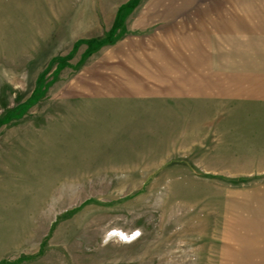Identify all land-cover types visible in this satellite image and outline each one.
<instances>
[{
  "label": "rangeland",
  "instance_id": "rangeland-1",
  "mask_svg": "<svg viewBox=\"0 0 264 264\" xmlns=\"http://www.w3.org/2000/svg\"><path fill=\"white\" fill-rule=\"evenodd\" d=\"M0 264H264V0H0Z\"/></svg>",
  "mask_w": 264,
  "mask_h": 264
},
{
  "label": "trees",
  "instance_id": "trees-1",
  "mask_svg": "<svg viewBox=\"0 0 264 264\" xmlns=\"http://www.w3.org/2000/svg\"><path fill=\"white\" fill-rule=\"evenodd\" d=\"M112 42V38L110 36H108L107 38L101 40V41H97V40H90L87 42L88 47L90 49V52L97 50L100 46H102L105 43H111Z\"/></svg>",
  "mask_w": 264,
  "mask_h": 264
},
{
  "label": "bare ground",
  "instance_id": "bare-ground-1",
  "mask_svg": "<svg viewBox=\"0 0 264 264\" xmlns=\"http://www.w3.org/2000/svg\"><path fill=\"white\" fill-rule=\"evenodd\" d=\"M113 234L115 236H118L120 238V240L125 242V243L134 241L136 239V235H137V234L133 235V233L127 234L123 231H118V230H114Z\"/></svg>",
  "mask_w": 264,
  "mask_h": 264
}]
</instances>
